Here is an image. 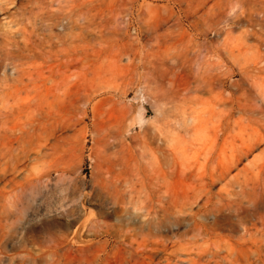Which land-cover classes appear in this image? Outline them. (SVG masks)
<instances>
[{"label":"rangeland","instance_id":"374dc122","mask_svg":"<svg viewBox=\"0 0 264 264\" xmlns=\"http://www.w3.org/2000/svg\"><path fill=\"white\" fill-rule=\"evenodd\" d=\"M263 124L264 0H0V264H261Z\"/></svg>","mask_w":264,"mask_h":264},{"label":"bare ground","instance_id":"6f19581e","mask_svg":"<svg viewBox=\"0 0 264 264\" xmlns=\"http://www.w3.org/2000/svg\"><path fill=\"white\" fill-rule=\"evenodd\" d=\"M68 65V64H67ZM245 111H246V109H245ZM262 121V120H261ZM239 124V123H238ZM237 124V125H238ZM241 124V123H240ZM239 124V125H240ZM261 124V123H260ZM249 126V125H248ZM263 126H264V124H263ZM242 129V128H241ZM240 129V130H241ZM256 129H259V128H256ZM240 133H245V131L243 132H240ZM239 133V134H240ZM246 133H247V131H246ZM242 134H241V137H243L242 136ZM250 135V134H249ZM244 136H247V135H244ZM240 137V138H241ZM245 139H246V137H245ZM245 139H241V142L239 143V144H237V143H235V142H233V141H231V143L233 144V146H234V150L232 149V151H231V157H232V162H230L229 163V165H227L225 168H224V170H225V172L226 173H228L232 168H233V166H235L238 162H240L241 161V159H242V157H244V156H247L250 152H252L253 151V149L255 148V147H257L261 142H264V129L262 128V130H256L255 132H254V134H251L250 135V138H248L247 140H245ZM235 141V140H234ZM237 141V140H236ZM231 144V145H232ZM173 166V165H172ZM112 167V166H111ZM109 169V168H108ZM171 170H172V168H171ZM137 172V171H136ZM115 175V174H114ZM128 176V175H127ZM222 176V174L220 175V176H214L213 174H209V177H208V180H209V185H212L214 182H215V178H220ZM223 177V176H222ZM117 178V177H116ZM141 180L142 179H140V182H141ZM152 181H154V180H152ZM156 181V180H155ZM206 181V180H205ZM157 182V181H156ZM118 183V182H117ZM134 184V183H133ZM129 185H130V183H129ZM128 185V186H129ZM161 185V184H160ZM125 186V185H124ZM127 186V187H128ZM134 186V185H133ZM208 186V185H207ZM122 187V186H121ZM130 188H133L132 186L130 187ZM150 188V187H149ZM159 188H160V186H159ZM129 189V188H128ZM116 190V189H115ZM114 190V191H115ZM174 190V189H173ZM125 191V190H124ZM117 192V191H116ZM174 192H176V191H174ZM113 193V192H112ZM172 193V192H171ZM120 194V193H119ZM129 194V193H128ZM154 195V194H153ZM120 196V195H119ZM131 196V195H130ZM117 198V197H116ZM122 198H123V196H122ZM170 198V203H169V205H171V210L175 213V215L177 214V213H181V212H184L183 211V206L181 205V203H180V201H179V197H178V195L176 194V193H174V194H172V196L171 197H169ZM168 198V199H169ZM114 199V198H113ZM163 199V198H162ZM169 201V200H168ZM122 202V201H121ZM129 202V201H128ZM156 202V201H155ZM158 202V201H157ZM183 202V201H182ZM161 203V202H160ZM158 204H159V202H158ZM162 204V203H161ZM115 205V204H114ZM126 205V204H125ZM165 206V205H164ZM123 207V206H122ZM161 207H162V205H161ZM118 208V207H117ZM120 208H121V206H120ZM119 208V209H120ZM165 208V207H164ZM115 210V209H114ZM122 210V209H121ZM126 210V209H125ZM130 211V210H129ZM119 212H120V210H119ZM124 213V212H123ZM128 213V212H127ZM121 214H122V212H121ZM134 215V214H133ZM127 216V215H126ZM106 217V216H105ZM125 217V216H124ZM121 219V218H120ZM130 220V219H129ZM132 221L130 220V223H131ZM128 223V222H127ZM116 225V224H115ZM98 226V225H97ZM123 226H125V225H123ZM125 228H127V227H125ZM130 228H131V226H130ZM145 228V227H144ZM136 229V228H135ZM122 230V229H121ZM120 230V231H121ZM132 230V229H131ZM134 230V229H133ZM138 230V229H137ZM119 231V232H120ZM115 232V231H114ZM118 232V233H119ZM92 233V232H91ZM115 233H117V231L115 232ZM131 233V232H130ZM135 233V232H134ZM108 234V233H107ZM114 235V234H113ZM134 235V234H133ZM146 235V234H145ZM142 236V235H141ZM112 237V236H111ZM152 237V236H151ZM125 238V237H124ZM140 238V237H139ZM149 238V237H148ZM128 240V239H127ZM135 240V239H134ZM142 240V239H141ZM149 240V239H148ZM130 241V240H129ZM140 241V240H139ZM138 241V242H139ZM146 241V240H145ZM150 241V240H149ZM152 241V240H151ZM172 242H174L173 240H172ZM124 243H126V242H124ZM154 243V242H153ZM167 243V242H166ZM121 244V243H120ZM173 244V243H172ZM134 245V244H133ZM174 245V244H173ZM86 246H88L87 244H86ZM167 246V245H166ZM89 247V246H88ZM124 247V246H123ZM127 247V246H126ZM147 246H146V244H144V242H140V243H138L137 244V246L135 247V250L136 251H139L137 254H139V255H141V256H143L145 253L142 251V250H144L145 248H146ZM148 247H149V245H148ZM151 248V247H150ZM165 248V247H164ZM147 249H149V248H147ZM159 249H161V248H159ZM257 258H256V261L257 262H259V263H261V264H264V255H262V250H263V248L261 247V246H258L257 247ZM127 250V249H126ZM140 250H141V252H140ZM162 250V249H161ZM149 251H150V249H149ZM157 251V250H156ZM155 252V251H154ZM131 253H132V251H131ZM99 254H100V252H99ZM145 256H147V254L145 255ZM99 257V256H98ZM149 257H150V255H149ZM152 257V256H151ZM150 257V258H151ZM155 257V256H154ZM176 257V256H175ZM155 259V258H154ZM115 260V259H114ZM113 261V260H112ZM141 261V260H140ZM116 262V261H115ZM173 262V261H172ZM118 264V263H117Z\"/></svg>","mask_w":264,"mask_h":264}]
</instances>
